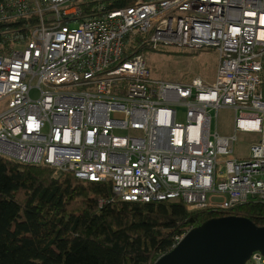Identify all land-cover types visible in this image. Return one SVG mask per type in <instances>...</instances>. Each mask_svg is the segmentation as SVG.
<instances>
[{
    "label": "built area",
    "instance_id": "built-area-1",
    "mask_svg": "<svg viewBox=\"0 0 264 264\" xmlns=\"http://www.w3.org/2000/svg\"><path fill=\"white\" fill-rule=\"evenodd\" d=\"M106 1L0 0V23L39 21L23 45L0 47V156L109 183L124 202L264 204V0ZM135 35L153 48L214 50V82L152 77L141 55L125 58ZM224 109L229 135L217 131ZM238 133L258 140L236 156Z\"/></svg>",
    "mask_w": 264,
    "mask_h": 264
},
{
    "label": "trees",
    "instance_id": "trees-1",
    "mask_svg": "<svg viewBox=\"0 0 264 264\" xmlns=\"http://www.w3.org/2000/svg\"><path fill=\"white\" fill-rule=\"evenodd\" d=\"M134 1L105 4L117 10ZM38 22L36 15L1 22L2 51L23 45ZM142 39L127 38L126 59L152 51ZM224 216L264 226V204L187 211L181 202H124L109 183L81 182L71 173L55 175L50 167L0 156V264H154L176 238Z\"/></svg>",
    "mask_w": 264,
    "mask_h": 264
},
{
    "label": "water",
    "instance_id": "water-1",
    "mask_svg": "<svg viewBox=\"0 0 264 264\" xmlns=\"http://www.w3.org/2000/svg\"><path fill=\"white\" fill-rule=\"evenodd\" d=\"M264 259V226L247 218H212L192 228L154 264H246Z\"/></svg>",
    "mask_w": 264,
    "mask_h": 264
},
{
    "label": "rangeland",
    "instance_id": "rangeland-1",
    "mask_svg": "<svg viewBox=\"0 0 264 264\" xmlns=\"http://www.w3.org/2000/svg\"><path fill=\"white\" fill-rule=\"evenodd\" d=\"M134 3V2H133ZM143 40V45L152 51L141 53L146 61L152 77L165 81L189 82L192 78L198 77L207 84H212L215 80L218 66L217 53L214 50L186 51L183 49L167 48L162 46L148 45ZM12 47V49H17ZM154 50H159L155 52ZM264 80V72H263ZM264 86V85H263ZM31 97L35 98L33 91ZM183 110L178 108V121L183 123ZM234 113L231 110H220L217 115V131L220 135L233 133ZM213 122L212 129L215 131ZM238 144L234 146L236 156L247 151L248 144L258 140V135L254 133H238Z\"/></svg>",
    "mask_w": 264,
    "mask_h": 264
}]
</instances>
